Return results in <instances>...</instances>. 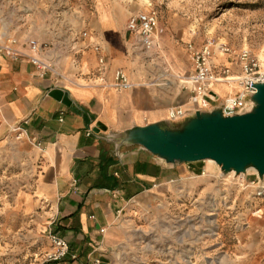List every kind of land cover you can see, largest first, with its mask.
<instances>
[{
	"label": "crops",
	"instance_id": "0c3cea01",
	"mask_svg": "<svg viewBox=\"0 0 264 264\" xmlns=\"http://www.w3.org/2000/svg\"><path fill=\"white\" fill-rule=\"evenodd\" d=\"M41 13L0 20V30L51 29L46 38L30 33L16 37L48 44L47 59L60 74L40 77L28 60L0 55V156L7 157L5 148L10 144L12 172L21 158L27 159L31 171L28 181L13 180L1 189V211L5 212L1 236L14 233L4 228L20 210L42 208L48 234L51 230L63 237L70 254L62 261L40 264H110L122 241L124 215L150 193H163L180 173L139 146L122 147L117 153L105 136L168 119L170 108L187 105L189 92L167 98L157 85L138 81L146 77L143 71L130 75L124 70L135 84L131 90L117 92L110 87L114 71L127 67L128 58L138 60L140 54L136 35L119 25L105 4L98 9L92 6L88 25L80 23L67 36L62 23L48 12ZM96 46L99 53L94 51ZM100 57L105 59L104 66ZM155 61L146 63L154 65ZM223 87H215L222 99L232 95ZM227 88L233 92V87ZM55 89L68 94L69 106L50 96ZM98 125L106 130L94 133ZM16 127L26 132L20 140L13 134ZM7 206L11 209L6 210Z\"/></svg>",
	"mask_w": 264,
	"mask_h": 264
},
{
	"label": "rangeland",
	"instance_id": "374dc122",
	"mask_svg": "<svg viewBox=\"0 0 264 264\" xmlns=\"http://www.w3.org/2000/svg\"><path fill=\"white\" fill-rule=\"evenodd\" d=\"M147 1L158 14V45L150 52L139 48L138 60L128 58L129 65L121 66L130 75L143 71L146 77L138 78L139 82L157 85L167 98L189 92L187 78L193 66L187 45L200 46L207 40L226 43L231 49L212 59L217 71L230 68L233 74H239L236 55L242 50L255 55L264 71V0H0V20L48 12L62 23L67 36L69 29L80 23L88 25L90 8L98 9L103 3L126 29L131 15L143 10ZM50 32L41 28L0 30V35L30 33L46 38ZM152 59L156 60L154 65L146 63ZM217 86L236 94L234 88L230 93L225 83ZM5 149L9 152L7 157L0 156V192L13 180L22 184L31 176L26 158H21L19 165L14 163L16 171L12 172L13 146ZM174 171L180 176L163 193H150L124 215L122 241L114 249L110 264H264V207L260 214H254L262 200H257L248 186L257 172L224 176L210 161L175 166ZM1 208L0 264L42 263L50 248L43 209L20 210V215L12 216L14 219L4 228L14 233L2 237L5 212ZM10 213L7 215L11 217Z\"/></svg>",
	"mask_w": 264,
	"mask_h": 264
},
{
	"label": "built area",
	"instance_id": "2783aa9c",
	"mask_svg": "<svg viewBox=\"0 0 264 264\" xmlns=\"http://www.w3.org/2000/svg\"><path fill=\"white\" fill-rule=\"evenodd\" d=\"M130 33L137 37V47L140 46L146 52L156 49L159 40L158 34V14L152 5L147 1L144 9L140 10L137 15L132 17L127 25ZM23 48V49H20ZM190 61L193 71L187 80L190 86L189 99L187 105H179L169 109L168 119L176 120L185 115L187 111L211 109L214 104L222 100L223 112L230 116L238 113L244 108V98L246 95L256 92L255 84L264 81V71L261 68L260 60L248 50H242L236 55L237 64L240 68L239 74H233L230 68H225L221 72L217 71L212 63L218 54L225 55L231 49L226 43H218L215 40H207L202 45L197 46L194 43L187 45ZM23 50H26L24 52ZM94 51H101L99 46L94 47ZM51 52L48 44H43L35 39H26L21 41L16 36L8 34L0 35V55H5L13 59L24 58L29 61L39 72L40 77L47 74H53L60 77L59 71L47 59ZM100 65H105V59L99 58ZM225 83L237 91L236 94L220 99L219 94L214 92L215 85ZM114 91L121 92L131 90L135 87L129 76L123 69L114 71L113 82L110 86ZM25 130L21 127L13 129L16 139H22ZM92 131L89 132V135ZM38 147L42 143L35 141ZM205 175V172L202 173ZM244 180V179H243ZM242 180V182H243ZM248 186L253 189V195L257 200H262L256 207L258 209L254 214H260L264 207V179L256 175L255 180L248 182ZM261 205V206H260ZM104 232V230H101ZM50 249L43 255V263H55L66 259L70 254L69 243L59 234L49 231ZM97 264H100L97 261Z\"/></svg>",
	"mask_w": 264,
	"mask_h": 264
},
{
	"label": "water",
	"instance_id": "95a60500",
	"mask_svg": "<svg viewBox=\"0 0 264 264\" xmlns=\"http://www.w3.org/2000/svg\"><path fill=\"white\" fill-rule=\"evenodd\" d=\"M256 92L246 95L245 106L227 116L221 102L211 109L191 110L179 119H166L105 136L115 145L139 146L168 165L197 162L216 163L222 175L246 174L253 169L264 179V81L254 85ZM50 96L70 105L66 92L55 89ZM106 129L98 125L99 134Z\"/></svg>",
	"mask_w": 264,
	"mask_h": 264
},
{
	"label": "bare ground",
	"instance_id": "6f19581e",
	"mask_svg": "<svg viewBox=\"0 0 264 264\" xmlns=\"http://www.w3.org/2000/svg\"><path fill=\"white\" fill-rule=\"evenodd\" d=\"M225 86H226V85H225ZM227 87H232V86H229V85H228ZM214 92L217 93V91L215 90V88H214ZM217 94H218V93H217ZM210 162H211V161H210ZM251 170H253V169H251ZM231 174H232V173H231Z\"/></svg>",
	"mask_w": 264,
	"mask_h": 264
}]
</instances>
